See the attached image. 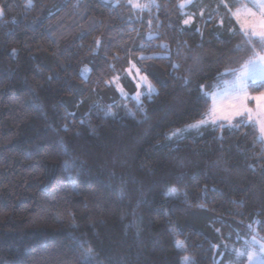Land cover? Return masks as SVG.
<instances>
[{
    "label": "trees",
    "instance_id": "obj_1",
    "mask_svg": "<svg viewBox=\"0 0 264 264\" xmlns=\"http://www.w3.org/2000/svg\"><path fill=\"white\" fill-rule=\"evenodd\" d=\"M185 1L0 0V264H227L264 242L257 125L166 141L247 58L228 8L198 29ZM133 65L140 100L118 89Z\"/></svg>",
    "mask_w": 264,
    "mask_h": 264
},
{
    "label": "snow or ice",
    "instance_id": "obj_2",
    "mask_svg": "<svg viewBox=\"0 0 264 264\" xmlns=\"http://www.w3.org/2000/svg\"><path fill=\"white\" fill-rule=\"evenodd\" d=\"M223 3V0H221ZM129 3L133 8L147 9L151 4H141L138 0H129ZM154 3V0H152ZM28 6L31 5V0H27ZM251 5V6H249ZM184 7L183 4L180 5ZM231 12V16L235 19L236 24L239 25V30L229 29L234 35L239 34L241 36V44L237 45V49L247 53V58L239 63V67L235 69H229L228 72L232 76L231 80L223 81L224 87L209 93H204L205 96L211 97V106L205 113L204 118L198 121L196 124L189 127H199L200 124H207L211 122L213 125L218 120L227 121V125L230 127H240L243 124L241 119L236 124H233L235 117H243L247 114L248 120L253 119V111L248 108L247 101H256L257 108V120L258 130L260 137L264 138V92H261L258 96H249L247 91V85L249 81H264V0H238L237 4L230 7L228 4H224ZM234 7V10H233ZM191 22V18L185 19L183 23L188 25ZM99 44V40L97 41ZM133 67H135L133 65ZM139 74V70H137ZM141 80L147 86L149 91L153 90V86L148 81L146 76H142ZM140 85H137L139 88ZM203 87V86H201ZM141 93H137L139 98ZM220 127H225L224 124H220ZM178 246L180 242H177ZM91 249H87V254H91ZM239 255V253H238ZM249 260H252L253 254L250 252ZM189 258L185 257V264H187Z\"/></svg>",
    "mask_w": 264,
    "mask_h": 264
},
{
    "label": "rangeland",
    "instance_id": "obj_3",
    "mask_svg": "<svg viewBox=\"0 0 264 264\" xmlns=\"http://www.w3.org/2000/svg\"><path fill=\"white\" fill-rule=\"evenodd\" d=\"M105 2L108 3H113V4H117L119 0H103ZM129 2V0H127ZM230 1L232 0H223V3L221 2V0H186L185 2H183L182 4L184 5V7H182L183 10H185L187 14L185 19L191 18V22L186 25V26H190L193 22H194V18H199V22L200 25L197 26L198 29H201L202 24L204 23V21L211 19L212 17H215L216 15H221L223 8H225L224 4H230ZM238 1V0H236ZM139 3L141 4H153L152 0H138ZM244 2H247V0H244ZM251 6V5H249ZM136 10H138V8H134ZM2 9L0 8V16H2ZM185 25V24H184ZM129 73L130 78L132 79V81L135 83L136 87L135 90L132 92L126 91L124 86L119 84V90L123 93V95H132L136 100H140L141 97L144 94H151L156 92V87L152 84V82L148 79V81L151 82L152 86H153V90L149 91V89L147 88V86L143 83V81L141 80V77L144 75H141L140 73L137 74V68L136 67H131V69H129ZM232 76L229 74L228 70H225L222 72V74L220 76H218L213 82H212V90L208 91L206 89V86H203V92L204 93H209L211 94L212 92L217 90V87L219 88H223L224 84L223 81H227V80H231ZM251 82H264V81H249V83ZM137 85H140L139 88L137 87ZM248 85H247V91H248ZM141 93V95H139V98H137V93ZM248 95L249 96H254L253 94H250V92L248 91ZM257 96L259 94H256ZM210 97V95H209ZM211 98V97H210ZM251 101L254 100H248L247 101V106L248 108L252 109L253 111V119L251 121L248 120L247 114H245L243 117L245 118L246 122H255L257 120V108H256V101L255 104L253 106L252 103H250ZM241 117H235L233 120L235 119H239ZM195 123H191V124H187L184 125L182 127L173 129L171 131H169L167 133L166 136V141L168 143H172L174 141H177L179 139H182L186 136L195 134V133H200L202 132V130L206 127L209 126H215V125H220V124H224L227 123V121L224 120H218L217 123L215 125H213L211 122L207 123V124H200L199 127H189L190 125L196 124ZM258 127V125H257ZM259 131V130H258ZM260 136V133H259ZM260 139L264 142V138ZM231 252H232V256L231 258L228 260L227 264H264V242L256 240V239H252V240H247L240 248H236L235 247H230ZM253 254V258L252 260H249V253ZM239 253V255H238ZM185 264V262H184Z\"/></svg>",
    "mask_w": 264,
    "mask_h": 264
},
{
    "label": "crops",
    "instance_id": "obj_4",
    "mask_svg": "<svg viewBox=\"0 0 264 264\" xmlns=\"http://www.w3.org/2000/svg\"><path fill=\"white\" fill-rule=\"evenodd\" d=\"M254 96H257V95H254ZM251 102H252V105L251 106H253L255 104V102L254 101H251ZM252 123L256 124L255 122H252Z\"/></svg>",
    "mask_w": 264,
    "mask_h": 264
}]
</instances>
